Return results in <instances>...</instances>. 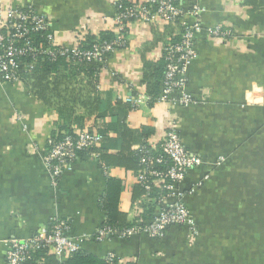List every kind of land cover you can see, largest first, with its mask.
I'll use <instances>...</instances> for the list:
<instances>
[{"label":"crops","instance_id":"1","mask_svg":"<svg viewBox=\"0 0 264 264\" xmlns=\"http://www.w3.org/2000/svg\"><path fill=\"white\" fill-rule=\"evenodd\" d=\"M120 1L125 0H0L5 9L32 6L50 21L59 45L116 32ZM180 3L190 10L196 1ZM198 3L199 18L187 16L203 27L196 38L198 57L188 69L187 91L196 103L148 100L136 109L122 104L131 96H148L144 64L160 60L164 42L180 33L163 21L134 23L128 47L111 54L99 74L101 111L86 124L98 136V147L106 146L112 156L119 151V134L98 129L115 120L125 124L134 133L122 138L126 158L138 155L143 128L153 132L148 142L158 144L176 124L187 150L204 160L180 185L196 232L176 225L161 239L138 234L93 241L108 223L106 198L116 221L151 218H146L143 197L135 194L136 171L125 162L106 175L97 161L83 155L53 184L42 154L59 121L57 112L22 82H0V264H7L12 239L30 238L55 218L70 222L71 236L90 239L82 250L99 258L115 254L121 264H264V0ZM220 25L232 36L211 38L209 29ZM98 114L105 116L96 120Z\"/></svg>","mask_w":264,"mask_h":264},{"label":"built area","instance_id":"2","mask_svg":"<svg viewBox=\"0 0 264 264\" xmlns=\"http://www.w3.org/2000/svg\"><path fill=\"white\" fill-rule=\"evenodd\" d=\"M193 8L185 10L181 0H140L126 6L122 1L116 4L117 37L112 42L95 45L91 50H81L79 40L74 45L60 47L56 43L55 34L50 21L39 14L32 6L27 8L5 9L0 2V82H22L19 75L20 58L32 56H49L52 60L58 57L77 59L78 61H96L106 64L108 56L128 45L127 31L134 23L155 25L158 21L181 26L180 40L171 42L167 39L163 47L166 60V72L163 78L161 95L156 103L173 102L180 106L196 103L188 93V69L198 57L196 49L197 35L203 27L197 20L190 23L187 16L199 18L201 8L195 0ZM47 32L49 45L36 48L30 41L33 32ZM209 35L215 39H227L233 32L224 26L209 29ZM33 64L26 67H32ZM105 68V67H104ZM178 93V97L173 95ZM150 100L149 96L128 97L125 102L133 109ZM99 138L87 128L77 131L75 136L63 132L62 138H49L42 154L43 164L53 184H57L61 176L71 169L79 158V152L97 147ZM139 172L136 181L145 192L143 203L152 202L156 211L148 220H138L131 226L118 229L109 225L100 227L93 241L103 242L109 238L127 239L134 235L145 234L154 239H161L171 226H187L196 232V224L184 198L187 192L180 189L191 170L199 168L204 160L187 150L182 142L178 126L169 127L165 137L159 144L148 142L138 149ZM97 161L104 173L109 168L99 161L97 153L88 155ZM224 161L221 158L218 162ZM71 225L66 219L55 218L50 225L27 239H12L7 252V264H26L39 251L47 249L59 261L69 259L81 250L87 237L70 235ZM115 254L107 256L108 261L116 259Z\"/></svg>","mask_w":264,"mask_h":264},{"label":"trees","instance_id":"3","mask_svg":"<svg viewBox=\"0 0 264 264\" xmlns=\"http://www.w3.org/2000/svg\"><path fill=\"white\" fill-rule=\"evenodd\" d=\"M139 1L140 0H125L122 2L128 6ZM173 26H177L181 33V26H179V24ZM180 33L175 37H171L170 41H179ZM47 34V32L42 31L31 33L30 41H32V45L36 48H46L49 45L46 38ZM126 35L128 36V31ZM116 37L117 32L111 31H101L99 34H88L79 40L78 47L83 51L91 50L97 44L114 41ZM166 42L167 41L164 42V46ZM59 46L64 47L65 45ZM126 47H128V45ZM31 64H33L32 67H26ZM104 67L105 64L96 61L81 62L77 59L67 58V56H60L56 60H52L49 56L43 55L38 56L35 60L32 56L20 58L19 75L22 83L29 93L41 100L49 109L55 110L58 114L59 121L55 124V129L50 138H62L63 132L75 136L77 131L86 128L90 132H94L93 129L86 127V124L92 115L101 111L102 102L99 94H97L96 82ZM144 72L142 83L146 87L150 101L156 103L157 98L161 95L163 78L166 72V60L164 55L157 62H146L144 64ZM79 79L82 82L85 80L86 84L78 82ZM123 103L126 107L132 108L130 104L124 101L122 104ZM119 104H121L120 101ZM81 109L85 111L83 115L78 114ZM100 113L107 112L102 111ZM104 116L98 114L95 119L100 120ZM103 127V129H98L100 133L116 132L119 134L120 137L116 143L119 151L112 156L108 153L106 146H97L92 150L80 151L78 153L79 157L83 155L88 156L90 153H97L99 155V161L104 163L108 168L118 164L125 165V162H128V168L135 170L136 174H138L140 169L139 155H133V157L128 156L126 158L127 149L123 148L124 142H122V138H127V136L133 132L125 124L117 120ZM141 133L140 136L143 138V141L140 144L147 145L148 139L153 132L150 128H143ZM135 194L136 197L140 196L139 198H142L145 192L141 186L137 185ZM104 204V209L108 215V223H106V225L118 229H123L132 225V223L125 224L121 220L116 221L119 217L113 216L114 208L109 198L105 199ZM153 207L155 208L152 202L144 203V209H146V213H148L146 218L152 217L153 214L151 213L153 212ZM26 264H121V262L117 258L111 262L106 258H99L82 249L73 254L69 259L59 261L53 254L48 252L47 249H43L34 255L33 259Z\"/></svg>","mask_w":264,"mask_h":264}]
</instances>
